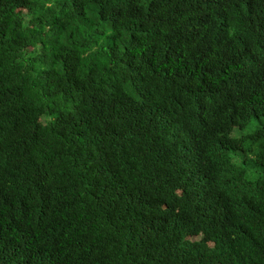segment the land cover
<instances>
[{"label":"trees","instance_id":"obj_1","mask_svg":"<svg viewBox=\"0 0 264 264\" xmlns=\"http://www.w3.org/2000/svg\"><path fill=\"white\" fill-rule=\"evenodd\" d=\"M0 264H264V0H0Z\"/></svg>","mask_w":264,"mask_h":264}]
</instances>
